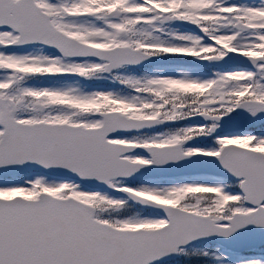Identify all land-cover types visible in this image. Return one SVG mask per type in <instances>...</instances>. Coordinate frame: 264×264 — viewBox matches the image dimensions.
Returning a JSON list of instances; mask_svg holds the SVG:
<instances>
[{
  "label": "snow or ice",
  "instance_id": "1",
  "mask_svg": "<svg viewBox=\"0 0 264 264\" xmlns=\"http://www.w3.org/2000/svg\"><path fill=\"white\" fill-rule=\"evenodd\" d=\"M0 264H264V0H0Z\"/></svg>",
  "mask_w": 264,
  "mask_h": 264
}]
</instances>
